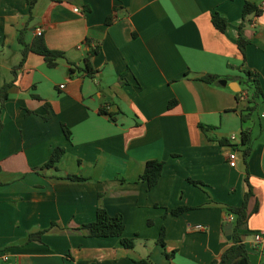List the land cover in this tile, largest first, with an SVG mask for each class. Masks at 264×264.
Listing matches in <instances>:
<instances>
[{"label": "crops", "instance_id": "crops-1", "mask_svg": "<svg viewBox=\"0 0 264 264\" xmlns=\"http://www.w3.org/2000/svg\"><path fill=\"white\" fill-rule=\"evenodd\" d=\"M244 1L260 7L242 27V67L256 72L262 99L255 116L240 122L246 98L234 95L243 78L235 40ZM213 12L225 18L223 32L212 27ZM28 15L26 40L40 28L46 47L62 53L52 67L31 52L15 67V34ZM84 38L99 44L90 59L94 78L68 73ZM203 74L226 82L205 83L197 79ZM12 77L0 110V264H132L144 257L207 264L229 245L224 206H238L247 189L241 239L248 264L264 261V251L250 246L252 233L264 228V121L257 117L264 109V0H36L31 8L26 0H0V84ZM169 99L175 102L167 108ZM197 124L213 127L209 138ZM241 128L249 130L250 153L244 165L235 150L230 167L231 143L216 139ZM54 146L64 149L56 169L38 168ZM148 159L162 168L146 189L137 176ZM179 205L189 208L167 213ZM97 206L122 216L132 248L78 228ZM160 226L169 257L155 243ZM40 230L38 241L27 239Z\"/></svg>", "mask_w": 264, "mask_h": 264}, {"label": "trees", "instance_id": "trees-1", "mask_svg": "<svg viewBox=\"0 0 264 264\" xmlns=\"http://www.w3.org/2000/svg\"><path fill=\"white\" fill-rule=\"evenodd\" d=\"M36 0H26L28 7L31 8L33 3ZM259 6L253 2L244 1L240 9V22L237 25L236 31V40L235 44L238 49V52L241 56L240 71L243 74L242 82L248 87L241 88L238 92H235V98L238 101L241 96L246 98V105L239 112L240 122L248 119L249 116L257 110L258 99H262V94L257 78L256 72L248 70L242 67V61L244 58V48L248 43V40L242 34V27L244 23H247L250 19V15L259 14ZM31 20V16L28 15L26 22L16 30L15 40L19 46V61L15 67H18L22 64L25 55L28 52L39 55L46 66L52 67L55 64V59L62 56V53L56 50L49 49L46 47L43 38L41 35H34L29 41L26 40L27 33V22ZM112 21V15L106 16L104 23L108 24ZM210 23L214 29L219 32H223L226 26V20L224 17L219 15L217 12L210 14ZM80 46L82 48V57L78 63L69 62L68 63V73L72 75L73 73H82L90 78H94L96 69L91 66L90 59L97 53L99 50V44L89 38H84ZM219 78V75L216 74H203L197 77L198 80L205 83H214ZM12 79L0 84V110L3 105V101L6 96V89L12 82ZM240 81V82H241ZM175 102L174 99H169L167 101L166 107L170 108L171 105ZM264 110V109H262ZM99 113L106 114L110 118L112 115L106 113V111L99 107L97 110ZM261 111V110H260ZM260 111H257V117H259ZM198 128L207 136V133L210 132L213 127L209 125L197 124ZM1 128V122H0ZM62 131L66 138L69 136V131L61 124ZM208 137V136H207ZM238 141L232 143L224 138L220 137L216 139L218 143H227L230 142V149L239 150L242 162L245 165L246 158L250 153V133L248 128H241L238 133ZM209 138V137H208ZM212 139V138H210ZM64 149L61 146H54L50 151L47 159L38 167L42 168H53L56 169V162L59 160L63 154ZM162 168V161L156 159H148L144 162L141 172L137 176V180L144 181L146 189L151 188L157 181L160 171ZM64 178L70 180H84L85 178L76 174H65ZM186 181L194 185L201 184L200 181L192 180L186 178ZM250 195V190L247 189L242 196V200L238 206H224L226 219L223 220L222 226L226 223H230V238L229 245L224 248L217 256L212 258L207 264H248L246 250L244 248L243 241L241 239L240 230L246 227V220L249 215V212L246 210V200ZM189 207L185 205H179L170 208L167 213L171 215H178L181 212L185 211ZM255 206L252 208V212L255 211ZM166 211H164L165 213ZM228 216H231V219H228ZM147 223H150V220H147ZM85 231L86 236L90 237H117L120 245L124 248H132L133 239L130 237H125L122 235L123 231V222L122 216L119 213L108 214L102 207L97 206L94 213V218L88 222L82 223L79 227ZM42 233V230L28 235V240H39V235ZM155 243L161 247L163 254L166 257H169L171 253H166L164 249V240H163V227L160 226ZM132 264H153L147 257L140 258L137 260H131ZM264 264V261L261 263Z\"/></svg>", "mask_w": 264, "mask_h": 264}, {"label": "built area", "instance_id": "built-area-1", "mask_svg": "<svg viewBox=\"0 0 264 264\" xmlns=\"http://www.w3.org/2000/svg\"><path fill=\"white\" fill-rule=\"evenodd\" d=\"M34 34L35 35H41V29L36 28ZM59 87H62V85H60ZM259 117L264 120V110L260 111ZM227 138L232 143H235L238 141V137L234 134H229L227 136ZM226 162H227L228 166H230V167H233L235 165V150L229 149L227 151ZM228 219H231V216H228ZM193 228L199 230V229H202L203 226L200 224H194ZM250 246L252 248L259 250V251H264V228L257 230V231H254L252 233ZM0 259L5 260L6 256L4 254H1Z\"/></svg>", "mask_w": 264, "mask_h": 264}, {"label": "water", "instance_id": "water-1", "mask_svg": "<svg viewBox=\"0 0 264 264\" xmlns=\"http://www.w3.org/2000/svg\"><path fill=\"white\" fill-rule=\"evenodd\" d=\"M217 82L221 85H224L226 81H225V79H218ZM232 90H234V89H232ZM230 227H231V224L229 222L224 224L222 227L223 234H224L226 239L230 238Z\"/></svg>", "mask_w": 264, "mask_h": 264}, {"label": "rangeland", "instance_id": "rangeland-1", "mask_svg": "<svg viewBox=\"0 0 264 264\" xmlns=\"http://www.w3.org/2000/svg\"><path fill=\"white\" fill-rule=\"evenodd\" d=\"M240 85H241L242 88H246L247 91H248V87L244 84V82L241 81L240 82ZM252 116H255V113L254 112L252 113Z\"/></svg>", "mask_w": 264, "mask_h": 264}]
</instances>
